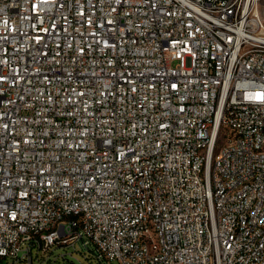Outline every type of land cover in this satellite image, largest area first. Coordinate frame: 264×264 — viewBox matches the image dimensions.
<instances>
[{"label":"built area","instance_id":"built-area-1","mask_svg":"<svg viewBox=\"0 0 264 264\" xmlns=\"http://www.w3.org/2000/svg\"><path fill=\"white\" fill-rule=\"evenodd\" d=\"M260 2L0 0V264H264Z\"/></svg>","mask_w":264,"mask_h":264},{"label":"rangeland","instance_id":"rangeland-1","mask_svg":"<svg viewBox=\"0 0 264 264\" xmlns=\"http://www.w3.org/2000/svg\"><path fill=\"white\" fill-rule=\"evenodd\" d=\"M259 17L264 24V0L259 4ZM37 257L36 251L33 254V262L35 264H101L94 256L92 247L82 246L80 243L74 246L53 247L52 250L47 249L41 251ZM7 263V260L4 261ZM19 264H31L23 260ZM113 264H119L113 261Z\"/></svg>","mask_w":264,"mask_h":264}]
</instances>
